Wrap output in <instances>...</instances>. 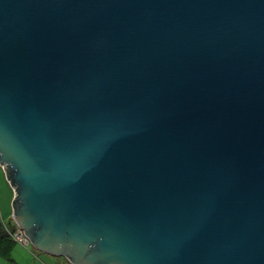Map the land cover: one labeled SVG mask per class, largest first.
<instances>
[{"label": "water", "instance_id": "1", "mask_svg": "<svg viewBox=\"0 0 264 264\" xmlns=\"http://www.w3.org/2000/svg\"><path fill=\"white\" fill-rule=\"evenodd\" d=\"M13 217L72 264H264V0H0Z\"/></svg>", "mask_w": 264, "mask_h": 264}, {"label": "rangeland", "instance_id": "2", "mask_svg": "<svg viewBox=\"0 0 264 264\" xmlns=\"http://www.w3.org/2000/svg\"><path fill=\"white\" fill-rule=\"evenodd\" d=\"M5 177H6V174H5ZM5 181H6V184H0V219H3L9 227L18 230V225L13 218V198L11 197L12 193H10L11 191L14 193V190L9 184V182H7V180ZM8 192H9V197H8ZM5 199H8V200L5 201ZM16 247H21V245L17 244ZM28 249L33 251L39 258H41V261H40L41 264H72L66 257L52 256L46 253H42L38 249H36L33 245H30ZM3 260L7 262H13L14 259L8 260L6 258H3ZM37 262L38 264L40 263L39 261Z\"/></svg>", "mask_w": 264, "mask_h": 264}, {"label": "crops", "instance_id": "3", "mask_svg": "<svg viewBox=\"0 0 264 264\" xmlns=\"http://www.w3.org/2000/svg\"><path fill=\"white\" fill-rule=\"evenodd\" d=\"M5 171L3 169V167L0 165V184H6V177H5ZM8 182V180H7ZM12 187V186H11ZM10 193H12L11 197L13 198L14 201V193L11 191ZM14 196V197H13ZM8 197H9V192H8ZM8 199H5V201H7ZM3 222V225L6 228H10L13 229L11 227H9L5 221L3 219H0ZM15 244V248L13 251V262H7L5 260H3V258L0 256V264H38L37 261H41V258H39L33 251L29 250L28 247L29 246H25L23 244H21L18 241H14ZM19 244L21 245V247H16V245ZM37 260V261H36ZM41 264V262L39 263Z\"/></svg>", "mask_w": 264, "mask_h": 264}, {"label": "trees", "instance_id": "4", "mask_svg": "<svg viewBox=\"0 0 264 264\" xmlns=\"http://www.w3.org/2000/svg\"><path fill=\"white\" fill-rule=\"evenodd\" d=\"M15 242L5 229L3 222L0 220V256L12 260Z\"/></svg>", "mask_w": 264, "mask_h": 264}, {"label": "built area", "instance_id": "5", "mask_svg": "<svg viewBox=\"0 0 264 264\" xmlns=\"http://www.w3.org/2000/svg\"><path fill=\"white\" fill-rule=\"evenodd\" d=\"M9 234L11 235V237L20 242L21 244L25 245V246H29L31 244V240L29 239V237L24 233V231L22 230H18V231H8Z\"/></svg>", "mask_w": 264, "mask_h": 264}]
</instances>
